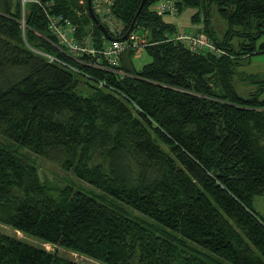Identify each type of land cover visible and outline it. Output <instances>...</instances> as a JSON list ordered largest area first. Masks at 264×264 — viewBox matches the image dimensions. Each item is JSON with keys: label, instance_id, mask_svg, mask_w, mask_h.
Here are the masks:
<instances>
[{"label": "trees", "instance_id": "trees-1", "mask_svg": "<svg viewBox=\"0 0 264 264\" xmlns=\"http://www.w3.org/2000/svg\"><path fill=\"white\" fill-rule=\"evenodd\" d=\"M110 1L118 36L88 0H0V223L102 264H264V89L245 97L234 81L264 53V0H175L176 15L202 8L192 20L224 55L170 41L179 28L145 0L132 32L148 33L152 61L140 71L136 49L112 66L68 53L50 29V17L72 24L96 50L124 42L143 0ZM213 4L243 28L238 45L216 38ZM17 149L94 191L50 182ZM0 264L83 263L0 232Z\"/></svg>", "mask_w": 264, "mask_h": 264}, {"label": "rangeland", "instance_id": "rangeland-1", "mask_svg": "<svg viewBox=\"0 0 264 264\" xmlns=\"http://www.w3.org/2000/svg\"><path fill=\"white\" fill-rule=\"evenodd\" d=\"M103 1H106V3H108L109 0H103ZM208 8L210 12L209 23H210L211 28L214 30V34L216 38L219 41L233 38L232 41L234 45H238L239 42L242 41V38L238 37L236 33H235L236 35L231 34V31L239 32L243 28L234 27L233 30H230L231 28L228 22L225 19L220 17L215 4H213L210 7L208 6ZM197 13H201V16H202V13H203L202 8L200 9V8H194V7H185L180 14L178 15L168 14V15H165L163 19L166 22L174 23L175 25H177V27L179 28L177 32L196 33V34H203V35L208 36L207 34L202 32L204 31V28H205L204 20L202 19L199 23H194L192 20L193 16H195ZM261 31L263 33L260 34L258 39L255 40L257 42V46H260L261 44L264 43V28H262ZM258 32H259L258 26H254L253 33L255 34ZM143 35L144 37H147L148 33L146 32ZM249 40H250L249 38L245 39L247 43L250 42ZM151 61H152V58L148 54V52L146 50H141L134 56L133 65L136 68V70L140 71L145 65L149 64ZM252 75H255V76H252ZM254 79L264 80V53L255 55L254 57H252V60L250 61L243 62V65L238 69V74L234 78V81H235L236 89L240 95L246 97L254 93L257 94V92H260L261 90L264 89L263 84L253 81ZM78 92L79 94L83 96L91 95V89L83 85L78 88ZM263 98H264V95H263ZM0 141H2L1 138H0ZM17 150L22 155H25L29 157L31 160H33L38 165L41 175L45 179L49 180L50 182L58 183V184L72 182L84 188L88 192L94 191V189L90 187L88 184L78 180L76 177L73 176L72 173L70 172L67 173L61 170V168H59L57 165L46 162L43 159L31 154L29 151L25 149H17ZM254 208L260 214V216L264 218V195L255 197ZM131 214L133 216H137L141 219L143 218L146 220L144 216L136 213L135 211H131ZM0 232L15 236L23 241H26L30 244L42 247L49 252L57 253L66 259H69V260H72L78 263L102 264L98 261L82 256L78 253L66 250L58 246H52L51 244L44 243L34 237L24 235L21 232L14 231L12 228H10L9 226L3 223H0Z\"/></svg>", "mask_w": 264, "mask_h": 264}, {"label": "built area", "instance_id": "built-area-1", "mask_svg": "<svg viewBox=\"0 0 264 264\" xmlns=\"http://www.w3.org/2000/svg\"><path fill=\"white\" fill-rule=\"evenodd\" d=\"M93 8L95 12L100 16L102 22L105 23L110 29L111 33L121 35L124 27L117 21L111 18L110 5L103 0H93ZM106 3V5H105ZM154 10L158 15H176V1L175 0H161L155 6ZM111 15V16H110ZM50 29L53 35L56 37L60 46H62L70 54H91V55H103L107 58L110 64L118 65L122 53L129 48L136 49L137 52L142 48L150 45L149 39L137 32H132L126 41L121 42L117 39L113 40L110 45L106 46L103 50L94 49L87 41L79 43L73 39L72 34L76 30L72 24L62 25L60 20L50 17ZM170 41H175L186 45L193 53L211 52L216 55H224L226 52L219 48L210 37L203 34L176 32Z\"/></svg>", "mask_w": 264, "mask_h": 264}, {"label": "water", "instance_id": "water-1", "mask_svg": "<svg viewBox=\"0 0 264 264\" xmlns=\"http://www.w3.org/2000/svg\"><path fill=\"white\" fill-rule=\"evenodd\" d=\"M24 1H25V0H24ZM144 3H145V0H143L142 5H141V7H140V9H139V11H138V13H137V15H136L134 21H133L132 26H131V28L129 29L128 33L126 34L125 37H123V38L120 39V40H124V39H126L127 36L130 35L131 32L134 30L135 22H136V18H137V16L139 15L140 11L142 10V8H143V6H144ZM88 4H89V10H90V13H91V15H92V19L94 20V22L96 23V25H98V26L100 27V29L103 31V33H105L106 35H108V32H107L106 28L101 24V22L97 19V17L95 16V14H94V12H93V9H92V6H91V0H88Z\"/></svg>", "mask_w": 264, "mask_h": 264}, {"label": "bare ground", "instance_id": "bare-ground-1", "mask_svg": "<svg viewBox=\"0 0 264 264\" xmlns=\"http://www.w3.org/2000/svg\"><path fill=\"white\" fill-rule=\"evenodd\" d=\"M103 26H104V24H103ZM106 26H107V25H106ZM106 26H105V27H106ZM106 29H107V28H106ZM135 32H136V31H135ZM131 33H132V32H131ZM128 36H129V35H128ZM118 39H119V38H118ZM124 41H125V40H124ZM109 42H111V41H109ZM107 44H108V43H107ZM103 48H104V47H103ZM129 49H130V48H129ZM100 50H101V49H100ZM102 50H103V49H102ZM97 56H100V55H97ZM97 56H96V57H97ZM102 56H103V55H102ZM99 58H101V57H99ZM103 58H104V57H103ZM104 59H105V58H104ZM120 59H121V58H120ZM120 61H121V60H120ZM110 65H112V64H110ZM112 66H113V65H112ZM114 66H115V65H114Z\"/></svg>", "mask_w": 264, "mask_h": 264}]
</instances>
